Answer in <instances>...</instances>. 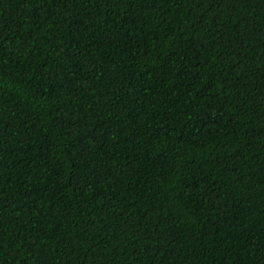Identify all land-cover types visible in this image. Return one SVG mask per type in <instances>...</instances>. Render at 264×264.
<instances>
[{
  "label": "trees",
  "instance_id": "16d2710c",
  "mask_svg": "<svg viewBox=\"0 0 264 264\" xmlns=\"http://www.w3.org/2000/svg\"><path fill=\"white\" fill-rule=\"evenodd\" d=\"M0 264H264V0H0Z\"/></svg>",
  "mask_w": 264,
  "mask_h": 264
}]
</instances>
